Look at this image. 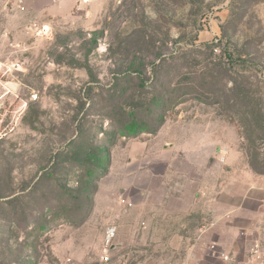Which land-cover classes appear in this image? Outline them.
I'll return each instance as SVG.
<instances>
[{
	"label": "rangeland",
	"instance_id": "1",
	"mask_svg": "<svg viewBox=\"0 0 264 264\" xmlns=\"http://www.w3.org/2000/svg\"><path fill=\"white\" fill-rule=\"evenodd\" d=\"M14 2L0 264H264V0H105L89 27Z\"/></svg>",
	"mask_w": 264,
	"mask_h": 264
},
{
	"label": "crops",
	"instance_id": "2",
	"mask_svg": "<svg viewBox=\"0 0 264 264\" xmlns=\"http://www.w3.org/2000/svg\"><path fill=\"white\" fill-rule=\"evenodd\" d=\"M104 2L105 0H15L14 4L17 10H14V14L9 13L11 16L8 19H12L17 14H23V12H27L26 10H30L37 17L35 18V22L38 24L42 22L44 25L51 26V22L55 20L62 22L72 20L74 22H82L83 26L89 27L100 15ZM0 9L4 11V7H0ZM22 17H25V15H20V18ZM11 28L12 26L8 27L7 31ZM7 31L5 30V32ZM144 204H146L144 201L138 202L140 217L145 213V210L141 208ZM161 211L159 206L155 204L152 214L153 218L157 219ZM164 211L167 212L168 210Z\"/></svg>",
	"mask_w": 264,
	"mask_h": 264
},
{
	"label": "trees",
	"instance_id": "3",
	"mask_svg": "<svg viewBox=\"0 0 264 264\" xmlns=\"http://www.w3.org/2000/svg\"><path fill=\"white\" fill-rule=\"evenodd\" d=\"M103 33V31L102 30H94L93 32H92V38H91V41L94 43V44H96V42H97V36H99V35H101ZM137 73L141 76V75H143V73H144V71H143V68L142 67H138L137 68ZM203 78H204V80H203V82L205 83V84H207V83H211V84H215L216 83V81L217 80H214L213 82H209L208 80H206V77H204V76H202ZM247 98H249V99H251V100H253L252 98H251V96H249V95H246L245 96V99L247 100ZM236 104H238V102H236ZM247 107V106H246ZM250 107V109L251 110H255L256 108L255 107H257V106H254V105H251V106H249ZM259 110H262L260 107H259ZM249 112H250V110H249ZM255 113H257V114H255ZM253 114H255V115H257V116H254V120H255V122H256V124H258V125H261L260 123H264V118L261 116V113L260 112H256V111H254V113ZM165 123V120H162V121H160L159 123H157V125H158V127H161L163 124ZM157 125L155 126V128L157 127ZM129 127H133V125H130ZM135 127L136 126H134V128L133 129H135ZM154 127H151V126H148V127H146V128H141L139 131H142V132H149V133H151V132H153L152 131V129H153ZM132 129V130H133ZM153 130H157V128L156 129H153ZM132 133V132H131ZM96 163H97V165L98 166H100V165H102V163H103V155H102V153H101V156H97L96 158ZM264 166V165H263ZM262 166V167H263ZM254 167V170L256 171V172H260V173H264V168H260V169H258V168H256L255 166H253Z\"/></svg>",
	"mask_w": 264,
	"mask_h": 264
},
{
	"label": "built area",
	"instance_id": "4",
	"mask_svg": "<svg viewBox=\"0 0 264 264\" xmlns=\"http://www.w3.org/2000/svg\"><path fill=\"white\" fill-rule=\"evenodd\" d=\"M115 236V228H110L109 230H108V232H107V242L109 243L112 239H113V237Z\"/></svg>",
	"mask_w": 264,
	"mask_h": 264
},
{
	"label": "water",
	"instance_id": "5",
	"mask_svg": "<svg viewBox=\"0 0 264 264\" xmlns=\"http://www.w3.org/2000/svg\"><path fill=\"white\" fill-rule=\"evenodd\" d=\"M9 85L11 86V88H13V89H16L17 88V85L16 84H14V83H9Z\"/></svg>",
	"mask_w": 264,
	"mask_h": 264
}]
</instances>
